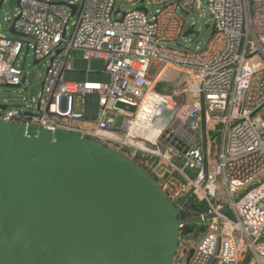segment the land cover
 <instances>
[{
	"label": "built area",
	"instance_id": "built-area-1",
	"mask_svg": "<svg viewBox=\"0 0 264 264\" xmlns=\"http://www.w3.org/2000/svg\"><path fill=\"white\" fill-rule=\"evenodd\" d=\"M116 2L15 0V14L4 19L20 36L0 26V88L18 89L23 105H6L0 120L65 128L116 145L131 160L139 153L155 159L167 173L159 187L180 219L188 217L190 191L206 205L204 235L183 264H242L247 252L246 264H264V239L257 242L264 238V0H206L212 30L195 49L182 45L195 27L185 15L201 9V0H119L132 7L126 10ZM24 45L45 66L37 99L24 93ZM75 51L103 59L108 81H66ZM152 64L161 65L154 77ZM171 77L172 88L163 89ZM92 95L94 116L85 113ZM116 101L135 112L114 108ZM156 173L148 175L158 183Z\"/></svg>",
	"mask_w": 264,
	"mask_h": 264
},
{
	"label": "water",
	"instance_id": "water-1",
	"mask_svg": "<svg viewBox=\"0 0 264 264\" xmlns=\"http://www.w3.org/2000/svg\"><path fill=\"white\" fill-rule=\"evenodd\" d=\"M126 106L114 104L135 112ZM164 179L156 183L134 160L68 129L0 120V264H170L194 231L179 225L201 217L179 218L159 187Z\"/></svg>",
	"mask_w": 264,
	"mask_h": 264
},
{
	"label": "rangeland",
	"instance_id": "rangeland-1",
	"mask_svg": "<svg viewBox=\"0 0 264 264\" xmlns=\"http://www.w3.org/2000/svg\"><path fill=\"white\" fill-rule=\"evenodd\" d=\"M50 1L60 2L61 0H50ZM205 2L206 0H201V9L193 8L191 11H189L187 15H185L186 26L190 25L191 22H193L195 24L194 31H196L198 35L193 34V35L185 36L184 39L182 40L183 46H187L188 48L191 49H195L196 46L200 48L204 45V43L207 41L208 37L210 36L212 30V21L210 20V17L205 13ZM15 6H16L15 0H8L5 3H3L0 8V26L2 28V33L10 38H15L17 36L10 33L9 30L6 28L7 22L4 18L11 17L15 14L16 12ZM118 6H120L122 10L132 8L131 6L128 5L127 6L123 4L121 5L119 0H117L116 7ZM182 45L175 44L173 45V47L177 49H181L183 47ZM18 64L19 66L23 67L24 72H27L28 90L24 91V93L27 92L28 95H32L37 99L38 93L41 90V82H42V79H40V73L44 71L45 66L39 63L33 64L32 48L29 47V49H26L25 45L21 51L20 57L18 58ZM160 67L161 65L152 64L149 69V75L151 77H154L159 71ZM66 78H68L67 75ZM162 87L163 89L167 90L165 84H162ZM17 92L18 89L16 88L1 87L0 105L22 106L23 103L16 96ZM4 98H8L7 103H3ZM85 100H86V108H85L86 115H88V113L93 115L96 114L98 110L97 97L95 95L87 96ZM74 109L75 110L80 109V107L76 104V102L74 104ZM108 146L119 152L121 150L116 145L110 144ZM187 174L190 177H194L195 172L188 170ZM227 214L230 217H232L231 213L228 212ZM183 246L184 244L178 246V249L174 254L170 264H183L186 258V254L183 252V248H182Z\"/></svg>",
	"mask_w": 264,
	"mask_h": 264
},
{
	"label": "crops",
	"instance_id": "crops-1",
	"mask_svg": "<svg viewBox=\"0 0 264 264\" xmlns=\"http://www.w3.org/2000/svg\"><path fill=\"white\" fill-rule=\"evenodd\" d=\"M70 64L71 69L64 72V79L68 82H83L86 79L90 81L107 82L109 79V75L105 72V62L103 59L93 58L87 61L81 57L80 52L75 51L72 53ZM66 75L68 78H66ZM174 81V78L170 80L166 86L167 90L172 88ZM88 115L94 116L96 114L93 115L88 113Z\"/></svg>",
	"mask_w": 264,
	"mask_h": 264
},
{
	"label": "flooded vegetation",
	"instance_id": "flooded-vegetation-1",
	"mask_svg": "<svg viewBox=\"0 0 264 264\" xmlns=\"http://www.w3.org/2000/svg\"><path fill=\"white\" fill-rule=\"evenodd\" d=\"M142 164V168L143 170L148 174H151L153 171H156L157 173L155 174V177L157 180H160L162 178H164L167 173L165 170V167H160V163H158L155 160H144L141 161ZM185 205L188 206L189 205V212H188V217H198L200 214V211H202L203 208V202L196 200L192 195L189 196L186 200H185ZM187 217V218H188ZM188 229L193 228V234L189 236V238H185L182 239L179 243L178 246L184 244L183 248V252L186 254V256H188L189 251L193 248L194 245V241L198 236H201L204 232H205V228L204 226L199 222H193V223H189L187 224Z\"/></svg>",
	"mask_w": 264,
	"mask_h": 264
},
{
	"label": "trees",
	"instance_id": "trees-1",
	"mask_svg": "<svg viewBox=\"0 0 264 264\" xmlns=\"http://www.w3.org/2000/svg\"><path fill=\"white\" fill-rule=\"evenodd\" d=\"M107 146H108V144H107ZM120 153H123V154H124V151L120 150ZM139 155H141V157H142L145 161H146V160H155V159H153V158H151V157H149V156H147V155H143V154H140V153H139ZM133 160H134L136 163H138V165H139L140 167H142V166H141V162L139 163L135 157H134ZM144 160H143V161H144ZM155 161H156V160H155ZM142 169H143V168H142ZM187 207H188V209L190 208L189 205H188ZM205 210H206V205H205V203H203L202 211H205ZM183 214H184V213H181L180 216H183Z\"/></svg>",
	"mask_w": 264,
	"mask_h": 264
}]
</instances>
